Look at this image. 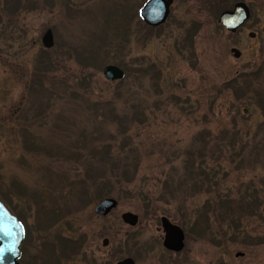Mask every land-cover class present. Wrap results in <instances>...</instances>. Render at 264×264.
<instances>
[{
    "label": "rangeland",
    "instance_id": "374dc122",
    "mask_svg": "<svg viewBox=\"0 0 264 264\" xmlns=\"http://www.w3.org/2000/svg\"><path fill=\"white\" fill-rule=\"evenodd\" d=\"M146 1L0 0V201L26 224L27 262L44 240L83 264L131 212L140 242L166 217L203 225L202 264H264V0H173L155 28ZM235 2L251 15L229 33ZM104 198L117 208L100 217Z\"/></svg>",
    "mask_w": 264,
    "mask_h": 264
},
{
    "label": "flooded vegetation",
    "instance_id": "af4514ba",
    "mask_svg": "<svg viewBox=\"0 0 264 264\" xmlns=\"http://www.w3.org/2000/svg\"><path fill=\"white\" fill-rule=\"evenodd\" d=\"M236 3L239 2H235L232 6V9L234 8ZM244 4L249 9V6L246 3ZM7 210L10 212L8 208ZM106 216H100V217H106ZM15 217L18 219V221L22 224L24 228V237L19 246V251H20V257L18 260L19 264H78L79 263V259H81V257L80 256L76 257L71 254L73 246L64 244L62 242L60 245L57 246V249L56 248L54 249L52 248V245L45 242L44 240H40V243L38 245L39 247L38 254L33 259H30V262L28 263L26 259L27 257L26 256L27 244L25 238L27 232L26 224L24 223V221H22L19 218V216H15ZM161 218L162 217L159 218V221L156 224L147 225L148 227H150V231H151L150 237L141 240V242L139 241L140 239L137 238L138 229H134L135 227L140 225V222L136 223L135 225L122 222L121 226L128 228V230L120 231L121 233H123V238L117 239L115 241L111 240L113 243H110L111 241L109 242L107 238L103 239L102 248L104 252L99 255L93 256L94 254H92L91 250L89 249L90 254L84 252L82 257V263L83 264H202L199 253L196 254V252H194V246L198 241L201 240L203 236L202 233L203 225L199 223H193V224L190 223L189 225L179 226L171 222L172 224L178 226L183 233V247L179 251H176L167 248L165 245L166 232L162 227ZM209 241L212 245L219 246L218 239L213 238V235ZM53 249H54V253H53ZM74 257H76V261ZM235 257H243V254L236 255ZM125 261L128 262L125 263Z\"/></svg>",
    "mask_w": 264,
    "mask_h": 264
},
{
    "label": "water",
    "instance_id": "95a60500",
    "mask_svg": "<svg viewBox=\"0 0 264 264\" xmlns=\"http://www.w3.org/2000/svg\"><path fill=\"white\" fill-rule=\"evenodd\" d=\"M173 0H147L139 12L140 19L150 27H158L164 24L169 16L170 7ZM250 17L248 7L242 3H236L232 10H225L219 15L220 25L229 33H234ZM254 33H249L248 37L253 38ZM44 48L49 49L53 46V36L50 30H47L41 39ZM230 54L238 59L240 52L230 49ZM103 76L108 81L121 80L124 77L122 69L108 65L103 68ZM117 207V201L112 198L100 200L94 207V213L100 216H106ZM124 223L135 225L139 222L137 215L131 212H125L121 215ZM161 223L166 232L165 245L167 248L179 251L183 247L182 230L172 224L168 218L162 217ZM24 237V230L21 223L10 214L0 201V264H19L20 257L19 246ZM242 255V254H236ZM128 261H125L127 263Z\"/></svg>",
    "mask_w": 264,
    "mask_h": 264
},
{
    "label": "trees",
    "instance_id": "16d2710c",
    "mask_svg": "<svg viewBox=\"0 0 264 264\" xmlns=\"http://www.w3.org/2000/svg\"><path fill=\"white\" fill-rule=\"evenodd\" d=\"M222 1H220V3H221ZM222 4V3H221ZM221 11L223 10V9H220ZM148 28H152V27H149V26H147ZM88 59V58H87ZM89 60V59H88ZM92 60V59H91ZM192 161V160H191ZM192 168H193V166H191ZM191 168V169H192ZM199 174L200 175H198V176H202V177H205V178H207L208 177V175L206 174V173H204L203 171L202 172H200L199 171ZM202 183L204 182V181H201ZM210 186V185H209ZM111 191V190H110ZM108 192L107 191V194H111V192ZM104 194L105 193H103V196H104ZM112 195V194H111ZM235 205V207H240V206H238L237 204H236V202L234 203ZM248 206H249V208L251 209L253 206H254V202H248ZM209 207V209L211 210V211H214L217 207H220V208H224V212L226 213V209H232V207L231 206H228V205H225V204H223L222 202H219V200L217 199L215 202H214V204H213V207H215V208H213V207H211V206H208ZM252 211V210H251ZM201 214V213H200ZM233 216V215H232ZM231 219H233V217L231 218ZM231 222H233V223H235V221L234 220H231ZM263 241H264V237H261V239H259V240H257V242H254V241H252V243L253 244H262L263 243Z\"/></svg>",
    "mask_w": 264,
    "mask_h": 264
}]
</instances>
